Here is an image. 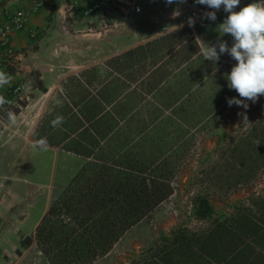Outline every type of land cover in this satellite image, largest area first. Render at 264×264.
<instances>
[{"label":"crops","instance_id":"0c3cea01","mask_svg":"<svg viewBox=\"0 0 264 264\" xmlns=\"http://www.w3.org/2000/svg\"><path fill=\"white\" fill-rule=\"evenodd\" d=\"M94 1L47 0L22 30H11L14 54L0 47V71L12 77L0 92L7 95L23 81L29 97L16 101L14 121L0 108V152L5 155L0 163L5 170L0 173V264H50L37 244V227L69 182L50 185L42 203L32 181L12 173L15 169L39 171L49 162L56 166L60 158L66 163L67 157L81 165L97 150L122 146L139 130L163 122L171 129L160 132L184 140H219L224 133L243 132L253 118L264 123V95L246 100L247 108L229 106V98L239 97L234 89L217 119L209 112L204 119L196 117L197 76L210 67H227L228 73L236 63L228 54L216 64L201 55L206 43L223 40L231 46L232 37L216 30L224 11L194 33L178 12L195 0H160V6L156 0H112L105 10L110 28L98 31L95 15L83 13ZM31 4L7 0L0 6V25L10 27V16ZM57 116L64 119L54 126ZM231 122L233 130L227 126ZM212 123L218 125L210 130ZM41 138L47 139L46 148L37 146ZM224 186L245 189L215 200L201 194L212 207L206 215L196 210L198 195L185 209L174 191L151 221L132 226L93 264H264V191L255 190L264 187V176L238 185L224 180ZM26 192L31 199L24 204Z\"/></svg>","mask_w":264,"mask_h":264},{"label":"trees","instance_id":"16d2710c","mask_svg":"<svg viewBox=\"0 0 264 264\" xmlns=\"http://www.w3.org/2000/svg\"><path fill=\"white\" fill-rule=\"evenodd\" d=\"M168 128L163 122L141 129L122 146L86 160L37 227V244L50 264H93L172 196L187 143L160 132ZM196 210H212L205 196L198 195Z\"/></svg>","mask_w":264,"mask_h":264},{"label":"rangeland","instance_id":"374dc122","mask_svg":"<svg viewBox=\"0 0 264 264\" xmlns=\"http://www.w3.org/2000/svg\"><path fill=\"white\" fill-rule=\"evenodd\" d=\"M159 3L160 0H156V6H160ZM162 4L164 5V3ZM226 69L228 68L212 69L210 67L207 72L197 76L198 86L193 91L192 99L198 119H204L208 112L217 119L224 111V100L233 90L228 86ZM202 94L203 98L201 97ZM217 125V123L210 124V130L216 129ZM227 126L232 130L234 128L232 122L227 123ZM244 127L243 132L238 131L236 134L228 135L224 133V137L219 140L215 138L186 140V154L183 156L184 166L179 169L174 183L175 193L178 200H181L182 207L186 209L190 206L188 201L191 196L208 194L215 200L218 195L221 196L230 192L232 194L245 189L243 187L226 188L224 180H229L231 184L238 185L246 181H253L259 174L261 177L264 176V171L261 172L264 168V123L253 118ZM4 156L0 152V163L4 160ZM29 156L31 157V155ZM67 159L69 160L64 163L63 159L60 158L56 166L49 162L39 171H36L35 168L27 172L15 169L12 173L30 179L33 187L37 190L39 201L43 203L45 201L44 193L50 189V185L59 186L67 183L78 167L80 168L84 164H78V159L74 160L73 157H67ZM0 173L3 175L5 170L1 168ZM207 180L212 184H221V186L207 187ZM1 181H3V177L0 179ZM255 190L264 191V187H256ZM24 198L28 199L24 202L27 204L31 199L30 193L26 192ZM174 205L177 206V203ZM151 217L146 218V220L151 221ZM146 225L148 222L143 224V226Z\"/></svg>","mask_w":264,"mask_h":264},{"label":"clouds","instance_id":"9594fccd","mask_svg":"<svg viewBox=\"0 0 264 264\" xmlns=\"http://www.w3.org/2000/svg\"><path fill=\"white\" fill-rule=\"evenodd\" d=\"M176 2L177 0H166L168 4ZM195 3L210 9L204 13V18L210 21L217 20V11L221 8L228 13L223 22L216 26V30L221 36L229 34L232 37L231 46L223 40L218 44L206 43L201 55L203 60H209L213 64H216L223 54H228L236 61L231 71L226 73V79L229 88L234 89L239 97L229 98L228 104L247 108L246 100L255 102L264 95V0H253L238 11L235 9L241 4V0H195ZM11 82V75L0 71V89ZM6 103V98L0 96V106ZM8 118L14 121L15 115L9 112ZM63 119L62 116H57L52 124L59 125ZM37 146L46 148L47 139L41 138Z\"/></svg>","mask_w":264,"mask_h":264},{"label":"built area","instance_id":"2783aa9c","mask_svg":"<svg viewBox=\"0 0 264 264\" xmlns=\"http://www.w3.org/2000/svg\"><path fill=\"white\" fill-rule=\"evenodd\" d=\"M47 0H32V4L28 9L20 10L10 16V20L12 25L10 27H5L0 25V47L4 48L8 54H14L15 50L11 44V30L17 29L22 30L25 27L27 18L32 12L39 11L46 3ZM112 0H95L90 6H88L84 11V15L91 16L95 15L97 19L96 29L98 31H106L109 30V25L105 21V10L109 7ZM246 2L241 0V4L237 6L238 9L245 6ZM210 11L206 6L200 5L198 3L190 4L187 8L179 9V17L181 22L189 27L194 33H196L197 28H205L209 23H214L216 21H210L204 18V13ZM223 12V9L217 11V14ZM228 13L224 12L221 16L222 21ZM194 21V22H190ZM166 29V28H164ZM32 35H37L38 31H31ZM0 96H4L7 100V103L0 106L7 111V113L11 112L15 115V103L18 100H27L28 93L26 91L25 82L21 81L17 85H15L9 94L5 95L0 92Z\"/></svg>","mask_w":264,"mask_h":264}]
</instances>
